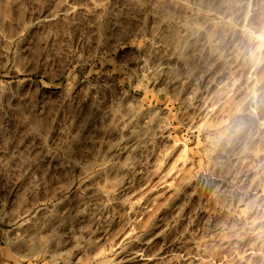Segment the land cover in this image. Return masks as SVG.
I'll return each mask as SVG.
<instances>
[{
    "label": "rangeland",
    "instance_id": "1",
    "mask_svg": "<svg viewBox=\"0 0 264 264\" xmlns=\"http://www.w3.org/2000/svg\"><path fill=\"white\" fill-rule=\"evenodd\" d=\"M0 264H264V0H0Z\"/></svg>",
    "mask_w": 264,
    "mask_h": 264
}]
</instances>
